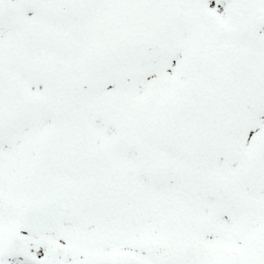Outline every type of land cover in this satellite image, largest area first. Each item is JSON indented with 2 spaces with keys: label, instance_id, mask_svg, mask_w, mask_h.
<instances>
[{
  "label": "snow or ice",
  "instance_id": "snow-or-ice-1",
  "mask_svg": "<svg viewBox=\"0 0 264 264\" xmlns=\"http://www.w3.org/2000/svg\"><path fill=\"white\" fill-rule=\"evenodd\" d=\"M0 264H264V0H0Z\"/></svg>",
  "mask_w": 264,
  "mask_h": 264
}]
</instances>
